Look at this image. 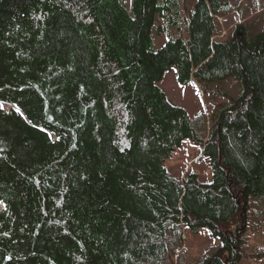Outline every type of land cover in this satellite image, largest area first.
<instances>
[{
	"label": "trees",
	"instance_id": "trees-1",
	"mask_svg": "<svg viewBox=\"0 0 264 264\" xmlns=\"http://www.w3.org/2000/svg\"><path fill=\"white\" fill-rule=\"evenodd\" d=\"M231 1L182 19L178 0H0V264H182L183 225L221 238L200 264L264 256L243 249L264 203V30L217 38ZM173 67L182 84L244 85L207 137L157 83ZM186 138L211 182L165 166Z\"/></svg>",
	"mask_w": 264,
	"mask_h": 264
},
{
	"label": "rangeland",
	"instance_id": "rangeland-1",
	"mask_svg": "<svg viewBox=\"0 0 264 264\" xmlns=\"http://www.w3.org/2000/svg\"><path fill=\"white\" fill-rule=\"evenodd\" d=\"M124 1L129 7V0ZM178 1L182 19L186 14L185 7L186 11L189 10L187 17H190L196 0ZM231 3V8L216 19L217 30L215 34L217 38L227 39L231 37L238 23L250 25L252 30L249 31L250 34L264 30V0H232ZM158 23L162 24L163 20L159 19ZM181 26L184 28V21H182ZM171 33L173 34L172 31ZM152 35L156 49L163 46L168 39L166 33L157 31L156 24ZM176 72V67H173L157 83L172 103L184 107L189 112L198 136L207 137L220 109L241 95L244 91V85L233 77L210 82H198L193 79L187 84H182L178 81ZM4 106L9 108L7 104ZM201 148L200 144L186 138L182 141L181 146L177 147L173 154L166 159L165 166L170 173L179 178H184L189 173L194 172L198 174L201 182H211L213 180L211 160ZM250 206L247 242L243 246L247 254L264 251V203L257 197H253ZM180 227V236L174 233L175 229L169 234L170 250L176 262L200 264L203 258L212 255L222 246L221 238L214 236L208 227H202L198 231L192 230L187 225ZM241 262V264H264V256L250 257L246 260L244 258Z\"/></svg>",
	"mask_w": 264,
	"mask_h": 264
},
{
	"label": "bare ground",
	"instance_id": "bare-ground-1",
	"mask_svg": "<svg viewBox=\"0 0 264 264\" xmlns=\"http://www.w3.org/2000/svg\"><path fill=\"white\" fill-rule=\"evenodd\" d=\"M202 149V148H201Z\"/></svg>",
	"mask_w": 264,
	"mask_h": 264
}]
</instances>
